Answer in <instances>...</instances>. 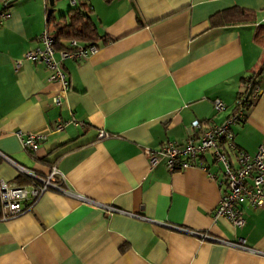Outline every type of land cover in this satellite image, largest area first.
Returning a JSON list of instances; mask_svg holds the SVG:
<instances>
[{"label":"crops","instance_id":"crops-1","mask_svg":"<svg viewBox=\"0 0 264 264\" xmlns=\"http://www.w3.org/2000/svg\"><path fill=\"white\" fill-rule=\"evenodd\" d=\"M58 2L67 16L69 3L55 0L54 9ZM80 3L98 50L63 62L69 91L60 108L51 105L59 85L23 60L52 31L48 0L17 1L0 31V153L41 176L56 167L69 191L47 192L30 212L0 221V264H264V205H244L242 228L213 219L221 190L203 168L222 169L211 152L202 166L181 172L163 163L151 168L144 155L168 142L185 144L194 121L202 129L222 124L250 78L262 91L232 128L234 142L250 155L264 148V0ZM230 9L254 18L213 25ZM215 100L224 112L215 111ZM72 117L78 126L55 131ZM17 132L45 140L30 154ZM102 132L108 136L100 139ZM0 180L26 185L2 160ZM238 240L249 250L225 244Z\"/></svg>","mask_w":264,"mask_h":264},{"label":"built area","instance_id":"built-area-1","mask_svg":"<svg viewBox=\"0 0 264 264\" xmlns=\"http://www.w3.org/2000/svg\"><path fill=\"white\" fill-rule=\"evenodd\" d=\"M17 1L19 0H0V31L10 18L12 6ZM63 1L68 2L72 8L80 4V0ZM38 40L41 46L25 53L23 60L44 67L49 73L48 80L59 85L51 105L60 108L69 91V81L63 62L70 59L85 60L97 52L98 46L96 44L82 45L76 40H71L67 49L57 51L54 47V37L48 29L40 35ZM262 81L264 82V79ZM261 91L259 82L243 80L233 112L222 124L202 129L200 123L194 121L188 127V138L185 144L176 145L168 142L157 150H144L151 168L163 163L169 172H181L202 166V158L211 152L214 163L219 164L222 169L220 173L211 174L207 168H203L208 177L217 182L221 190V198L213 219L214 221L224 219L236 228H242L245 224L244 205L253 208L264 205V148L259 147L254 155L248 154L237 147L232 130L234 126L245 120L247 112L257 101ZM213 107L217 113L226 110V106L220 100H215ZM69 125L78 126L79 123L73 117L68 121H59L55 131L61 132ZM15 136L22 148L30 154H35L41 142L45 140L43 136L21 132H17ZM107 136L103 132L99 134L100 139ZM0 160L16 169L19 176L24 175L30 180L27 185L0 180V221L14 219L30 212L47 192L69 193L64 188L62 175L56 167H52L47 175L41 176L18 165L1 153ZM107 211L120 213L117 209L110 207H107ZM203 238L209 237L204 235ZM215 241L219 242V240ZM225 244L236 249L249 250L242 240L225 242Z\"/></svg>","mask_w":264,"mask_h":264},{"label":"trees","instance_id":"trees-1","mask_svg":"<svg viewBox=\"0 0 264 264\" xmlns=\"http://www.w3.org/2000/svg\"><path fill=\"white\" fill-rule=\"evenodd\" d=\"M48 10L49 8L47 7V25L48 27L52 26V31L50 30V32L54 37V47L56 50L63 49L62 40H76L96 44L99 36L95 26L86 14V6L84 4L80 3L77 7H71L68 15L61 17L58 22L54 21L55 18L53 15H48ZM253 18L250 11L230 9L223 12L219 17H215L213 19V25L246 24L252 22ZM248 80L253 79L250 78ZM19 177L26 185L30 182L29 178L24 175H20Z\"/></svg>","mask_w":264,"mask_h":264},{"label":"water","instance_id":"water-1","mask_svg":"<svg viewBox=\"0 0 264 264\" xmlns=\"http://www.w3.org/2000/svg\"><path fill=\"white\" fill-rule=\"evenodd\" d=\"M49 2V10H48V15L51 16L55 13L54 5H55V0H48Z\"/></svg>","mask_w":264,"mask_h":264},{"label":"rangeland","instance_id":"rangeland-1","mask_svg":"<svg viewBox=\"0 0 264 264\" xmlns=\"http://www.w3.org/2000/svg\"><path fill=\"white\" fill-rule=\"evenodd\" d=\"M61 8H63V7L61 6V3L58 2L55 6V13H54L55 18H57V19H59L61 17V13H60Z\"/></svg>","mask_w":264,"mask_h":264}]
</instances>
